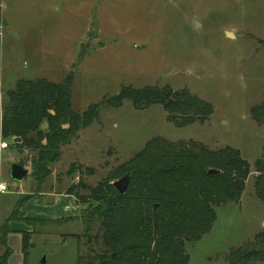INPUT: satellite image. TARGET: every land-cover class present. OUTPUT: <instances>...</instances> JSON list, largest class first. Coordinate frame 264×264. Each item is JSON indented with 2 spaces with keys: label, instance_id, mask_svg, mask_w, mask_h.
Segmentation results:
<instances>
[{
  "label": "rangeland",
  "instance_id": "374dc122",
  "mask_svg": "<svg viewBox=\"0 0 264 264\" xmlns=\"http://www.w3.org/2000/svg\"><path fill=\"white\" fill-rule=\"evenodd\" d=\"M1 10L0 78L5 89L13 78L60 82L72 72V108L79 112L128 85L186 89L212 106L202 121L187 124L170 120L160 104L145 109L129 101L116 108L103 106L99 118L61 148L40 192H66L81 182L90 187L104 180L112 184L124 176L122 166L155 138L196 142L211 150L229 146L240 151L250 174L239 201L215 206L210 231L185 243L187 264H230V250L259 249L264 199L255 189L254 163L264 150V123L255 121L250 109L264 96V0H3ZM32 155L25 148L4 151L9 159L3 178L9 190L19 182L9 174L14 161L27 169L23 181L33 178ZM73 163L82 166L81 174L68 173ZM76 192L87 194L82 187ZM76 229L78 225H54L30 239L35 264L37 257L38 264H45L46 251L52 252L48 264H76L75 236L62 248L58 245ZM86 248L80 245L81 253ZM240 264H264V259Z\"/></svg>",
  "mask_w": 264,
  "mask_h": 264
},
{
  "label": "trees",
  "instance_id": "16d2710c",
  "mask_svg": "<svg viewBox=\"0 0 264 264\" xmlns=\"http://www.w3.org/2000/svg\"><path fill=\"white\" fill-rule=\"evenodd\" d=\"M0 22L4 24L1 6ZM72 82V72L60 82L42 77L20 78L0 98V142L9 140L7 147L33 152L31 176L37 192L46 183L50 165L58 160L61 148L70 144L80 129L98 119L103 106L116 108L129 101L137 109H145L160 104L177 124L202 121L212 113L210 103L186 89L173 91L158 85L123 86L118 93L104 96L79 112L72 108ZM250 115L264 123V96L251 107ZM175 116H180L182 122ZM43 122L45 129H41ZM16 138L20 141L14 142ZM81 168L73 163L68 173L81 174ZM122 169L123 175L129 174L123 193L106 180L95 187L81 182L66 191L75 197L80 214L55 222L82 223V231L74 235L76 264H187L185 243L197 241L210 231L216 219L215 206L239 201L251 171L238 149L226 146L211 150L196 142L168 143L160 138L149 141ZM254 170L256 192L264 199V150ZM84 171L93 172L92 168ZM78 187L87 194L79 195ZM92 229L95 233H91ZM8 231L7 223L0 225V264H7L12 252L6 242ZM85 244L86 252L81 253L80 245ZM96 244H100L98 249ZM258 246L253 253L232 249L227 260L240 264L250 258L264 259V231L258 235ZM30 247V235L24 232V264Z\"/></svg>",
  "mask_w": 264,
  "mask_h": 264
},
{
  "label": "crops",
  "instance_id": "0c3cea01",
  "mask_svg": "<svg viewBox=\"0 0 264 264\" xmlns=\"http://www.w3.org/2000/svg\"><path fill=\"white\" fill-rule=\"evenodd\" d=\"M2 4L3 0H0L1 8ZM3 39L4 33L2 34V38L0 37V54H2V56L4 46ZM17 80L18 79L13 78L9 86L12 87ZM8 89L3 87V80L0 78V97H2L3 93ZM7 148L8 147L0 149V183H6L10 188L9 183L3 178L4 170L6 169L8 171L6 162H8L9 156H3ZM16 161H14V163H16ZM34 187L32 178L27 181H23L22 179L14 187V190H9L8 188V191L0 194V225L7 223L9 231L6 233V242L12 250L7 264H24L22 252V235L24 232L29 233L30 239H37L38 236H40L39 234H42V231H47L54 225L73 224V227H77L78 225L80 231L76 229L75 231L63 235L62 241L58 243L62 248L67 239H72V236L82 231L83 225L79 220L55 222L60 219L76 218L79 216L80 206L72 194L66 192L56 193L54 190L51 191L49 189L35 193ZM14 194H16V196L11 198L10 196ZM16 211L17 214H14ZM32 245L33 244H31V246ZM44 254L46 256L45 264H48L52 252L46 251ZM38 258L39 257H37V264L39 263ZM33 259L34 258H31V249L29 248L26 264H35V259L34 262Z\"/></svg>",
  "mask_w": 264,
  "mask_h": 264
},
{
  "label": "water",
  "instance_id": "95a60500",
  "mask_svg": "<svg viewBox=\"0 0 264 264\" xmlns=\"http://www.w3.org/2000/svg\"><path fill=\"white\" fill-rule=\"evenodd\" d=\"M228 36H230V33H226ZM46 127V122H43L41 125V129H44ZM19 140V138H16ZM15 140V139H14ZM214 170H209V173H212ZM10 177L13 180L16 181H21L27 174V169L19 164V163H12L10 165ZM128 181H129V174H125L124 176H122L120 179L116 180L113 185L116 188V190L119 193H123L126 190V187L128 185ZM46 261V256L44 255L42 258V262L44 263Z\"/></svg>",
  "mask_w": 264,
  "mask_h": 264
},
{
  "label": "built area",
  "instance_id": "2783aa9c",
  "mask_svg": "<svg viewBox=\"0 0 264 264\" xmlns=\"http://www.w3.org/2000/svg\"><path fill=\"white\" fill-rule=\"evenodd\" d=\"M2 30H3V23L0 22V37L2 36ZM7 147V142L6 141H1L0 142V149L1 148H6ZM8 185L4 182L0 183V194L4 193L5 191H8Z\"/></svg>",
  "mask_w": 264,
  "mask_h": 264
}]
</instances>
